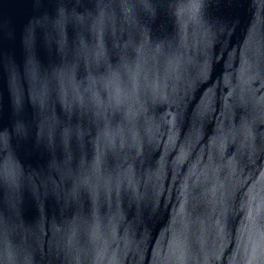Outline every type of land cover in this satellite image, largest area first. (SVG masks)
<instances>
[{"label":"water","instance_id":"water-1","mask_svg":"<svg viewBox=\"0 0 264 264\" xmlns=\"http://www.w3.org/2000/svg\"><path fill=\"white\" fill-rule=\"evenodd\" d=\"M0 19V155L15 165L0 176V204L27 209L0 239L4 264H264L261 0H0ZM101 34L104 59L138 87L135 141L123 153L100 144L97 171L87 122L67 156L41 129L87 86Z\"/></svg>","mask_w":264,"mask_h":264},{"label":"snow or ice","instance_id":"snow-or-ice-1","mask_svg":"<svg viewBox=\"0 0 264 264\" xmlns=\"http://www.w3.org/2000/svg\"><path fill=\"white\" fill-rule=\"evenodd\" d=\"M56 2V0H54ZM63 2V0H59ZM101 5L112 3L113 0H98ZM125 6L133 4H143L147 6L151 0H116ZM234 3H243L244 0H233ZM264 3V0H261ZM67 18L66 12L61 11L57 14L56 29L61 34L63 33V22ZM103 12H99L97 21L98 24H103ZM3 21L0 19V41L3 39ZM253 34L250 31L249 37L245 42L244 62L248 63V50L252 44ZM26 47L31 46V40L26 39ZM96 61L93 63L89 58L88 66V84L77 89L71 102L67 98L64 99L65 117L62 121H53L45 125L41 129V137L46 142L50 149H63L67 156L70 152L76 149V141L78 128H82L85 122L92 128L93 134L97 139V157L94 167L97 171L100 170L102 155L99 150V145L103 144L105 148L111 147L113 151L123 153L129 145V141H135L134 132V113L129 104V98L138 87L137 82L128 76L123 70L121 64H110L104 59V44L103 34H101L100 42L95 44ZM89 52L85 45L79 50L76 56L78 62L82 61V57ZM82 66V63H81ZM75 67V65H74ZM261 71H264V59L260 65ZM119 81L122 87L113 89L112 84ZM54 97V90H50ZM68 113H71V118H68ZM2 132V127H0ZM6 143V137L0 135V149ZM135 150L138 145L133 144ZM15 165L12 160H5L0 155V176H3L9 169H14ZM264 175V173H261ZM84 183H87L84 181ZM123 181L120 182L122 184ZM131 186L132 181H128ZM109 188V198L118 197L119 192L116 187H113L112 182L106 185ZM81 181L77 178L76 188L73 190V195H78L77 189H80ZM95 195V193H93ZM195 190L191 193L195 197ZM139 198V197H138ZM149 207L141 206V212L147 215ZM27 209L22 204H13L9 212H5L3 205L0 204V239L3 238L5 228L9 225L10 216L26 213ZM81 259H84L81 256ZM0 264H4V257L0 251Z\"/></svg>","mask_w":264,"mask_h":264}]
</instances>
